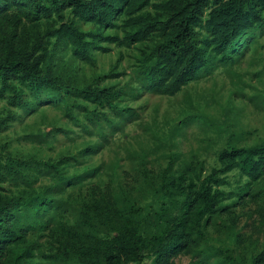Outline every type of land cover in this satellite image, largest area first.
Wrapping results in <instances>:
<instances>
[{"label":"trees","instance_id":"trees-1","mask_svg":"<svg viewBox=\"0 0 264 264\" xmlns=\"http://www.w3.org/2000/svg\"><path fill=\"white\" fill-rule=\"evenodd\" d=\"M67 12L73 20H66ZM75 19L98 28L82 31ZM44 20L58 26L52 24L42 32L39 25ZM120 22L123 36L105 33L118 29ZM262 28L264 0H0V98L23 108L33 103L28 95L51 104L65 103L67 115L75 121L78 117L70 114L69 105L82 108L93 124L102 121L98 108L126 119L134 113L121 105L129 93L126 86L108 82L112 74L98 75L83 86L62 78L54 68L60 49L67 47L75 59L92 63L95 49H109L100 40L128 47L137 43L139 88L172 96L189 82L211 75L219 65L234 64L243 54L241 45L244 48ZM73 96L79 99L70 102ZM9 119H0V132ZM39 137L25 138L40 142ZM97 148L89 146L78 155L85 158ZM218 159L220 167L204 178L194 166L180 172L170 183V189H177L171 194L175 206L148 211L138 199L122 206L87 204L72 218L76 205L62 194L93 175L66 171L67 165L80 162L76 155L57 160L0 155V264H41L35 260L38 238L47 230L58 235V248L52 254L40 253L52 262L130 264L151 258L152 264H176L180 253L193 254L201 248L205 224L223 211L229 192L222 187L229 183V172L239 170L249 183L264 180V141L231 144ZM45 171L52 182L38 188ZM6 185L19 188L18 194L6 193ZM249 189L240 187L239 196ZM261 217L264 225V211ZM19 247L22 251L14 252ZM190 264H210V258L205 254ZM254 264H264V249Z\"/></svg>","mask_w":264,"mask_h":264},{"label":"rangeland","instance_id":"rangeland-1","mask_svg":"<svg viewBox=\"0 0 264 264\" xmlns=\"http://www.w3.org/2000/svg\"><path fill=\"white\" fill-rule=\"evenodd\" d=\"M66 20H73L71 13H66ZM75 20L82 31L98 28L95 23ZM52 24L56 23L44 20L39 28L48 32ZM120 24L105 33L123 36ZM99 44L109 49H95L92 63L75 59L67 47L60 49L55 58L56 74L78 86L91 83L98 75L112 74L108 82L124 85L129 92L121 105L134 110L130 117L120 120L107 108H98L96 114L102 121L93 124L77 106H68L70 114L78 117L75 121L67 115L65 103L51 104L28 95L26 99L33 103L23 108L0 98V119L10 118L7 128L0 132L1 156L9 153L20 158L57 160L76 155L80 162L67 165L66 171L93 174L62 194L76 205L72 218H77L87 204L122 206L138 199L148 211L175 206L171 194L177 189H170V183L183 169L194 166L204 178L220 167L218 155L231 144L250 146L264 141V28L255 32L244 48L241 45L243 54L234 64L219 65L211 75L189 82L172 96L139 88V44L128 47L104 40ZM74 99L79 98L73 96L70 102ZM90 108L95 109L93 105ZM29 134L42 140H28L25 137ZM94 145L98 147L95 153L85 158L78 155L81 149ZM227 178L229 183L222 189L229 196L222 203L223 211L205 224L201 248L193 254L180 253L176 264H190L205 254L210 264H254L264 249V180L249 183L236 169ZM51 182L45 171L37 186ZM242 186L250 189L240 197ZM6 187L8 194L20 190ZM57 238L53 232L44 231L38 238L40 251L52 254ZM21 251L19 247L14 252ZM40 251L35 260L41 264H60L41 257ZM130 264H152V260Z\"/></svg>","mask_w":264,"mask_h":264}]
</instances>
